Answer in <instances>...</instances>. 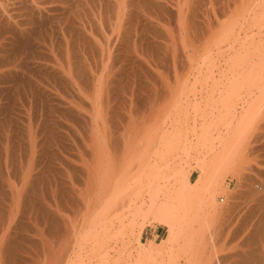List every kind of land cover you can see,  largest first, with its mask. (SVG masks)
Listing matches in <instances>:
<instances>
[{
  "label": "rangeland",
  "instance_id": "374dc122",
  "mask_svg": "<svg viewBox=\"0 0 264 264\" xmlns=\"http://www.w3.org/2000/svg\"><path fill=\"white\" fill-rule=\"evenodd\" d=\"M263 10L0 0V264H264V98L213 208L197 197L175 240L141 217L153 165L195 185L197 135L262 96Z\"/></svg>",
  "mask_w": 264,
  "mask_h": 264
},
{
  "label": "bare ground",
  "instance_id": "6f19581e",
  "mask_svg": "<svg viewBox=\"0 0 264 264\" xmlns=\"http://www.w3.org/2000/svg\"><path fill=\"white\" fill-rule=\"evenodd\" d=\"M262 2H263V0H262ZM255 14L257 15V13H255ZM254 20H255V18H254ZM263 25H264V23H263ZM260 26H261V23H260ZM260 26H258V27H260ZM227 35H229V34H227ZM262 42H264V41H262ZM262 48H264V46ZM261 51L259 53H262ZM258 59H259V57H258ZM262 62H261V64L264 65ZM262 65H260V66H262ZM260 66H258V67L260 68ZM258 73H260V71ZM251 74H252V72L249 71L248 72V76H250ZM254 77H256V76H254ZM256 83H257V81H256ZM256 88H257V86H256ZM233 89H235V88L233 87L232 90ZM258 89H259L258 92H260L259 95L261 94L262 96H259V98H256V100L252 99L251 95H254V94L251 91H249V96L250 97L248 99H250V101H247V100H246L247 102L244 101L245 102L244 106L240 107L241 111H240V109H238L237 106H233L235 103L232 106L228 107L229 103L227 102V98H226V100L224 102L225 103L224 105L227 104L228 105L227 107L230 109V111L232 109V111L229 112V114H227L228 116H226V118L224 116H221V118H220V121H222V120L225 121V122L222 121V122L225 123V124L223 123V125L226 127V132H224L225 134L222 133L221 131L220 132L218 131L217 137H215L212 140L211 139L209 140L207 138L208 134H207L206 131L204 132V134L202 132L201 136H198L199 134L197 135L198 139H196V140L198 141V144L196 143V145L197 146L199 145L200 148H203L202 149L203 152H201L203 157H202V159H199L200 161L198 162V166H199V170L201 172V176L198 178V180L195 183V185L192 186V184L190 183L189 179L176 180L175 181L176 187H174V188L171 187V188H173V191H171V190L167 191L170 188V185H168L169 187L167 189V184L170 183L171 178L166 177V175L163 174L164 173V169H162V166L159 164V162L155 163L153 165L151 171L156 172L157 174H155L150 180L151 182H150V185H149V188H148L149 191L147 193L148 194L147 197H149L148 209H146L147 211L144 212L143 215L141 214V217H142V220H143L142 228L146 225V223H148V221L149 222L151 220L152 221L154 220V222L157 221V222L163 224L164 226H166L170 230V234H171L173 240H175L180 235V232H181L180 230H181V227H182V220H183V223H184L183 216H185L186 213H189V211L191 212V210L193 209V206L197 202L196 201L197 197H203L202 202L205 203V206L207 208H209V209L213 208L214 199H215L216 193L218 192V189H220L219 187H221L220 184H222V183L224 184V182H222L223 174L225 172H228V171H231V170L237 171V167H238L237 163H239V162H237L238 159H242V157L244 158L243 151L245 150L244 148H245V145H246V138H247V135H248L247 132H249V130H250V128L248 127V124L249 123L251 124V122L254 121L253 120L254 119L253 116L256 115L255 113H258L257 110H260L261 103L264 101L263 100V98H264V86L262 85L261 87H258ZM245 99H247V98L245 97ZM224 108H226V106ZM229 109H228V111H229ZM224 115H226V114H224ZM251 118H252V121H251ZM210 124L212 125L213 123L205 124V126H208V128H211V127H209V126H211ZM252 124L250 125V127L252 126ZM205 129H207V128H205ZM198 147H197V151H198ZM189 148H191V146ZM195 149H196V147H195ZM154 154L156 155V157H158L159 159H161L163 161L164 155H163L162 147H159V148L155 147ZM151 175H153V174H151ZM111 202L114 203L113 199L110 201V203ZM134 203H136V202H134ZM144 205H145V201L142 203V206L137 209L136 213H138L140 215V213L143 212L142 209L145 208V206H147V205H145V206ZM110 206H111V204H110ZM196 219H197V216H196ZM67 264H77V263H75L74 261H71V263L67 262Z\"/></svg>",
  "mask_w": 264,
  "mask_h": 264
}]
</instances>
